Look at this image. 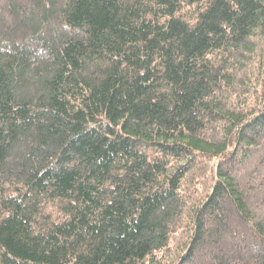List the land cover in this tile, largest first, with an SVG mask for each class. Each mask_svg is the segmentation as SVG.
<instances>
[{"label":"trees","instance_id":"1","mask_svg":"<svg viewBox=\"0 0 264 264\" xmlns=\"http://www.w3.org/2000/svg\"><path fill=\"white\" fill-rule=\"evenodd\" d=\"M0 264H264V0H0Z\"/></svg>","mask_w":264,"mask_h":264}]
</instances>
